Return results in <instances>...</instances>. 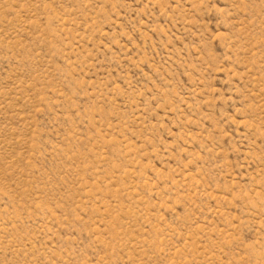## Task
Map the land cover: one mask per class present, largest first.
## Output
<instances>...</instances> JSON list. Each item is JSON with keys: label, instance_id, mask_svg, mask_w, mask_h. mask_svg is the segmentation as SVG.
<instances>
[{"label": "rangeland", "instance_id": "rangeland-1", "mask_svg": "<svg viewBox=\"0 0 264 264\" xmlns=\"http://www.w3.org/2000/svg\"><path fill=\"white\" fill-rule=\"evenodd\" d=\"M0 264H264V0H0Z\"/></svg>", "mask_w": 264, "mask_h": 264}]
</instances>
